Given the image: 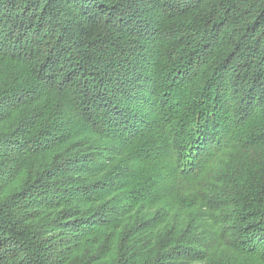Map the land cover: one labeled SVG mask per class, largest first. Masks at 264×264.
<instances>
[{"label":"trees","instance_id":"1","mask_svg":"<svg viewBox=\"0 0 264 264\" xmlns=\"http://www.w3.org/2000/svg\"><path fill=\"white\" fill-rule=\"evenodd\" d=\"M0 264H264V0H0Z\"/></svg>","mask_w":264,"mask_h":264}]
</instances>
